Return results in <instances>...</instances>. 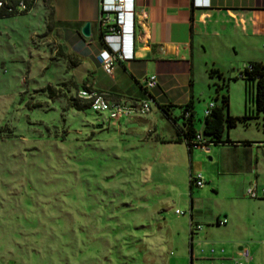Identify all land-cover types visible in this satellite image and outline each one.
<instances>
[{"label": "rangeland", "instance_id": "obj_1", "mask_svg": "<svg viewBox=\"0 0 264 264\" xmlns=\"http://www.w3.org/2000/svg\"><path fill=\"white\" fill-rule=\"evenodd\" d=\"M46 31L40 2L0 17V264H208L190 251L192 196L206 209L221 205L235 212L227 223L199 218L202 227L217 229L216 245L228 249L226 240L240 239L252 247L255 264H264V196L245 192L232 199L211 190L209 181L191 187L189 169L204 174L216 158L200 146L190 151L183 139L155 140L175 126L152 98L148 110L131 113L141 120L135 128L126 126L127 115L120 124L104 120L105 110L68 105L66 95L76 88L59 83L70 73ZM253 43L214 58L227 81L229 107L238 114L253 107L239 69L248 55H264V37ZM198 57L194 89L202 94L194 114L201 129L216 90L204 70L212 62L204 65ZM48 85L61 86L62 93L50 95ZM263 127L259 114L229 129L236 137H264ZM192 242L194 256L208 247Z\"/></svg>", "mask_w": 264, "mask_h": 264}, {"label": "crops", "instance_id": "obj_2", "mask_svg": "<svg viewBox=\"0 0 264 264\" xmlns=\"http://www.w3.org/2000/svg\"><path fill=\"white\" fill-rule=\"evenodd\" d=\"M39 2L45 25L47 8L44 1H38L36 5ZM99 2L100 0H50L53 26L47 31V35L53 37L66 52L79 57L77 64L67 66L75 81L87 80L93 88L109 91L112 98H152L158 106L164 102L179 104L191 100L194 109L195 97L202 94V90L197 94L194 89L196 56H199L198 59L204 65L212 62L213 65H207L204 70L208 74L207 81L216 82L220 77L216 75V80L215 74H211L209 70L217 68L224 77L223 69L215 61L220 50L231 49L235 52L241 44L252 48L255 45L253 41H262L264 37V0H140L146 13V25L141 27L135 21L133 41L130 40L128 30L123 40L124 51H131L132 55L120 58L114 63L111 72H106L98 58V52L103 46L99 36ZM86 20L90 22L89 35L81 32V26ZM205 54L210 55L213 60L206 59ZM248 60L264 61V55H248L243 67ZM243 67L239 69V76ZM151 73L157 75V85L147 89L144 87V78ZM216 98L218 96L215 95ZM219 101L215 100L216 104ZM175 107L172 112H175ZM228 111L238 114L230 109L229 102ZM126 115V126L135 128L137 121H141L131 113L121 115L117 121L121 124ZM147 125L145 123L143 129ZM168 126L167 132L156 135L155 140H178L175 128ZM262 129L264 131V127ZM225 136L234 142L211 143L215 146L210 145L208 157H215L216 164L207 168L202 175L215 193L220 192L236 199L246 192L245 187L249 184L255 183L260 187L259 183L264 182V137L263 134L256 137H236L230 134L229 128L226 129ZM182 158L184 159L183 155ZM192 172L194 171L189 169L188 176ZM214 210L211 204L207 209L194 204V197H191L189 236L192 259L197 257L201 262L208 260V264H235L240 256L239 249L246 246L251 258L244 264H255V256L249 244H241L240 239L226 240L229 246L227 249V246L216 245L213 241L216 240L214 237L217 232L214 226L202 227L199 222L201 217L214 219L216 224L235 219V212L226 206L219 205ZM221 218L226 219L219 222ZM195 239L198 245L208 244L206 250L196 256L192 250V240Z\"/></svg>", "mask_w": 264, "mask_h": 264}, {"label": "trees", "instance_id": "obj_3", "mask_svg": "<svg viewBox=\"0 0 264 264\" xmlns=\"http://www.w3.org/2000/svg\"><path fill=\"white\" fill-rule=\"evenodd\" d=\"M6 1H7L6 5L0 8V17L15 13L28 12L37 4L38 1H44V4L47 8L45 28L47 31L52 28L53 7L50 3V0H25L26 8L24 9H18L15 7L18 0H6ZM10 5H12L13 7L12 10L7 9V7ZM102 35H103V29L101 28L99 34L101 44L106 45ZM56 51H57L56 55H58L59 57H63L64 62L67 63V66L75 65L79 61V57L75 56L70 52L69 53L66 52L60 46V44H57ZM209 72L211 74H215L220 77V80L214 82L216 97L220 93V101L218 104H216L215 102L210 112L204 113L203 118L201 119L202 135L205 138L206 142H211V143L234 142V140L230 139L228 136L223 137V132L224 131L226 132V129L235 125L238 122L242 124H247L249 122V118H254L259 114H262L264 118V61L249 60L244 65L243 69L240 72L241 77L245 80L246 99L251 98V100L253 101V107L252 108L250 107L248 110L245 109V111L241 114H231L228 111V102H229L228 101L229 95L227 91L228 87H227V81L223 77L222 72L217 68H210ZM86 81L87 80L75 81L71 77V75L66 80H59V83L64 87H66L68 84L69 85L72 84L76 88L74 93L66 95V101L68 105L75 107L77 109H83L88 106L91 107V99L79 94L80 88L93 89L92 85ZM251 85L254 86L253 93L250 90ZM48 87H51L52 89L49 92V94L52 96L60 95L62 93L61 86H59L58 87L59 89L57 90L51 85H48ZM100 91H104L108 96L111 95L109 91H105V90H100ZM159 106L162 109L163 113L170 120L173 121L176 131V139L178 140L183 139L187 143L188 148L192 149L193 145L195 144V136L198 128L195 125L194 109L191 100L179 104L164 102V103H160ZM175 106H177L180 110L178 114L172 112V108ZM95 110L100 112V110L97 109ZM185 111H188V113L185 114ZM178 117L180 118V122L177 120ZM107 119L109 120L110 118L107 117L104 118V120ZM189 183L191 187L192 185H194V183L191 181ZM192 232L193 231L191 230V233Z\"/></svg>", "mask_w": 264, "mask_h": 264}, {"label": "built area", "instance_id": "obj_4", "mask_svg": "<svg viewBox=\"0 0 264 264\" xmlns=\"http://www.w3.org/2000/svg\"><path fill=\"white\" fill-rule=\"evenodd\" d=\"M140 0H100L99 21L100 27L103 29V40L106 45H103L98 52L100 64L106 72H111L114 63L120 58L129 57L132 52L124 51V36L126 30L130 34V40L133 41L134 22L137 21L141 27L146 25V13ZM6 0H0V8L5 6ZM18 9L26 8L25 0H18L15 5ZM12 10V5L7 7ZM132 45V43H131ZM157 85V75L151 73L144 78V87L150 89ZM79 94L91 99V107L97 110H105L107 118H119L123 114H129L135 111H146L150 108L149 98H128L127 100L112 98L104 91L96 89L80 88ZM215 101L210 99L205 108L204 113L210 112ZM188 111H185L187 114ZM211 142H206L202 135L201 129L196 131L194 146H200L205 150H209ZM196 185H203L205 178L201 172H192L189 174V182ZM246 193L251 196L264 195V185L257 187L255 183H251L246 187ZM176 212H181L179 208H175ZM226 218L219 219V222H224ZM239 258L235 264H244L246 260L251 258V253L248 247L243 246L239 249Z\"/></svg>", "mask_w": 264, "mask_h": 264}, {"label": "water", "instance_id": "obj_5", "mask_svg": "<svg viewBox=\"0 0 264 264\" xmlns=\"http://www.w3.org/2000/svg\"><path fill=\"white\" fill-rule=\"evenodd\" d=\"M81 32L84 35H89L90 34V22L86 20L82 26H81Z\"/></svg>", "mask_w": 264, "mask_h": 264}]
</instances>
